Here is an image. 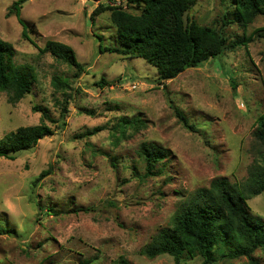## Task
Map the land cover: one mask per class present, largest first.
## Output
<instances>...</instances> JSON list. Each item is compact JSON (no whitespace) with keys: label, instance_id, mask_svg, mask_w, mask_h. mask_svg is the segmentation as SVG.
<instances>
[{"label":"rangeland","instance_id":"374dc122","mask_svg":"<svg viewBox=\"0 0 264 264\" xmlns=\"http://www.w3.org/2000/svg\"><path fill=\"white\" fill-rule=\"evenodd\" d=\"M18 1L0 0V39L13 45L15 65L34 69L36 81L32 93L16 104L0 92V139L39 125L41 114L34 107L55 120L64 107L68 114L66 125L34 149L15 160L0 158V230L5 231H0V264H117L120 257L131 264H176L167 255L150 260L140 250L171 225L179 202L196 190L220 177L233 186L246 182L260 148L253 132L264 115V16L245 28L224 27L220 0H198L189 19L223 27L231 41L249 40L164 88L157 83V69L144 59L106 51L121 48L117 30L108 12L95 16L93 11L104 4L139 15L141 9L128 0H24L19 17L9 13ZM19 20L26 24V37ZM48 41L71 47L84 72L77 75L75 67L40 53ZM56 77L67 83L66 92L55 90ZM124 119L142 123L126 126L123 134L118 125ZM97 127L103 130L85 136ZM142 143L171 152L156 177L143 179ZM247 204L264 224V192ZM81 208L91 211L76 212ZM254 257L264 264L263 250ZM227 263L251 264L246 258Z\"/></svg>","mask_w":264,"mask_h":264},{"label":"trees","instance_id":"16d2710c","mask_svg":"<svg viewBox=\"0 0 264 264\" xmlns=\"http://www.w3.org/2000/svg\"><path fill=\"white\" fill-rule=\"evenodd\" d=\"M24 0L15 2L9 13L15 11L19 17V6ZM198 0H128L130 7L141 9L135 15L121 6L99 4L92 15L108 12L111 23L117 30L121 48H107L126 58H142L158 71L157 83L167 88L166 82L192 68L246 46L249 38L231 41L224 34V28L204 27L187 17ZM225 9L223 26L237 24L247 27L259 16H264V0H220ZM228 16H232L231 19ZM23 36L26 37V24ZM40 53H50L57 60L84 72L71 47L61 42L48 41ZM15 50L12 44L0 39V92L8 94L9 102L16 104L32 93L36 74L31 66L14 64ZM104 80L102 79V82ZM52 85L59 92H66L67 83L54 78ZM101 86L100 84H98ZM67 105V104H66ZM175 114L186 129L192 130L188 119L178 108ZM41 114V123L24 126L0 139V158L15 160L23 151L34 149L46 137L55 135L66 123V107L61 118L55 120L49 111L34 107ZM140 119L123 120L118 125L125 134L126 126L135 127ZM54 125V127H52ZM103 128L88 131L85 136H94ZM253 137L260 147L249 168L246 182L233 186L225 177L214 179L209 187L196 190L179 202L172 223L162 229L152 241L140 250L150 260L170 256L176 264H185L186 258L199 257L203 264H216L246 258L251 264H258L254 255L264 251V224L255 220L247 202L264 192V115L257 120ZM140 161L145 165L143 179L163 173L171 159V152L154 143H142L138 150ZM162 164V166H160ZM43 172L39 178L48 175ZM54 215V210H48ZM88 213L89 208L76 212ZM1 233L5 232L0 230ZM117 264H131L120 257Z\"/></svg>","mask_w":264,"mask_h":264},{"label":"built area","instance_id":"2783aa9c","mask_svg":"<svg viewBox=\"0 0 264 264\" xmlns=\"http://www.w3.org/2000/svg\"><path fill=\"white\" fill-rule=\"evenodd\" d=\"M116 1H119V0H116Z\"/></svg>","mask_w":264,"mask_h":264}]
</instances>
